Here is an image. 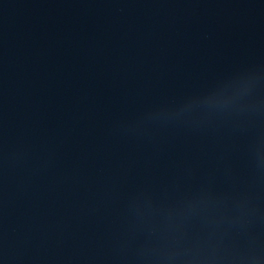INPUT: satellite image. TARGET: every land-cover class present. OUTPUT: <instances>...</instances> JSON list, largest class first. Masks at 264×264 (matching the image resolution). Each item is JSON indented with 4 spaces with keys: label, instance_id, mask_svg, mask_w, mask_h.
Here are the masks:
<instances>
[{
    "label": "water",
    "instance_id": "obj_1",
    "mask_svg": "<svg viewBox=\"0 0 264 264\" xmlns=\"http://www.w3.org/2000/svg\"><path fill=\"white\" fill-rule=\"evenodd\" d=\"M0 264H264V0H0Z\"/></svg>",
    "mask_w": 264,
    "mask_h": 264
}]
</instances>
